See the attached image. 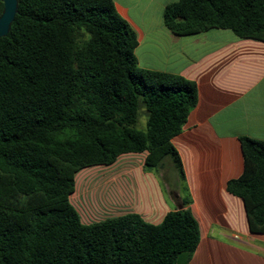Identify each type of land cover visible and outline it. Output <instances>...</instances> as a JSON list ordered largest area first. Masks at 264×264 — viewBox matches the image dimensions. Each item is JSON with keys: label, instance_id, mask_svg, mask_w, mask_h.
<instances>
[{"label": "trees", "instance_id": "16d2710c", "mask_svg": "<svg viewBox=\"0 0 264 264\" xmlns=\"http://www.w3.org/2000/svg\"><path fill=\"white\" fill-rule=\"evenodd\" d=\"M3 7L0 0V13ZM177 35L211 28L264 40V0H175ZM136 33L113 0H18L0 37V264H174L199 241L188 196L156 224L135 213L84 224L68 200L75 173L146 151L166 155L197 102L193 81L137 66ZM145 124L138 126L139 111ZM242 171L225 187L264 233V139L239 137Z\"/></svg>", "mask_w": 264, "mask_h": 264}, {"label": "crops", "instance_id": "0c3cea01", "mask_svg": "<svg viewBox=\"0 0 264 264\" xmlns=\"http://www.w3.org/2000/svg\"><path fill=\"white\" fill-rule=\"evenodd\" d=\"M114 5L136 33L138 67L196 85L197 102L170 140L184 189L148 168L156 165L145 164L146 151L125 152L110 164L79 169L70 204L84 224L127 213L156 224L179 205L173 190L188 196L186 207L199 228L195 249L180 253L174 264H264V233L249 231L242 199L225 187L242 171L239 137L264 139V40L212 32L218 28L177 35L165 26L163 8L158 19L153 16V0L142 7ZM144 124L138 119L139 127Z\"/></svg>", "mask_w": 264, "mask_h": 264}, {"label": "rangeland", "instance_id": "374dc122", "mask_svg": "<svg viewBox=\"0 0 264 264\" xmlns=\"http://www.w3.org/2000/svg\"><path fill=\"white\" fill-rule=\"evenodd\" d=\"M114 1L117 4L122 5V6L123 5H125V6L130 5L131 7H133V6L138 5V6L142 7V6H144V4H146L150 0H114ZM172 1H175V0H153V5L151 6V8H154L152 10L153 16H155L156 19H158L160 17V14H159L160 8H163L162 4L164 5V4L170 3ZM212 30H213L212 32H217V30H218V32H222L223 29H212ZM224 31H226L228 34H232V32L228 29L224 30ZM144 118H145V111L143 109H140L139 119L144 120ZM139 124H142V123H139ZM148 168H151L154 171L158 170V172L160 174V178L163 180V182L170 183V184L172 183L173 185H175V188L180 185L176 169L173 167L172 161L169 158V156L166 155L165 157H163L160 165H158L156 167H153V166L149 167L148 166Z\"/></svg>", "mask_w": 264, "mask_h": 264}, {"label": "water", "instance_id": "95a60500", "mask_svg": "<svg viewBox=\"0 0 264 264\" xmlns=\"http://www.w3.org/2000/svg\"><path fill=\"white\" fill-rule=\"evenodd\" d=\"M18 0H2L3 7L0 13V37L5 36L10 28V23L13 20L17 9ZM178 208L181 207L179 204Z\"/></svg>", "mask_w": 264, "mask_h": 264}]
</instances>
